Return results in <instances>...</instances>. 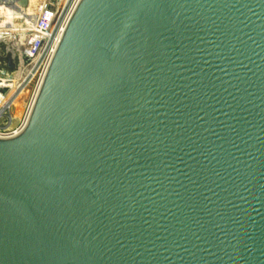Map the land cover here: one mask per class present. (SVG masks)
<instances>
[{"label": "water", "instance_id": "water-1", "mask_svg": "<svg viewBox=\"0 0 264 264\" xmlns=\"http://www.w3.org/2000/svg\"><path fill=\"white\" fill-rule=\"evenodd\" d=\"M0 264H264V0H81L0 139Z\"/></svg>", "mask_w": 264, "mask_h": 264}, {"label": "rangeland", "instance_id": "rangeland-1", "mask_svg": "<svg viewBox=\"0 0 264 264\" xmlns=\"http://www.w3.org/2000/svg\"><path fill=\"white\" fill-rule=\"evenodd\" d=\"M75 1L29 0L28 6L21 8L15 4V0H0V15L4 11H9L12 15L11 18L16 19L18 17L19 24L23 27L25 26V28L18 31L17 25L12 21L13 19H4L0 16V70H7L9 73H13L9 77L13 87L5 90L3 95L6 102L12 101L10 106H8L9 108L5 110L4 116L0 119V127L3 128L9 120L11 121V125L15 123L20 124L27 110L32 106L31 104L37 93L38 74L34 75L30 82L28 80L25 86H22V83L24 78H26L25 74L29 70L31 71L33 68H36L39 54L43 50L44 37L39 35L37 50L32 57H29L27 53H23V48H27L26 42L30 44L34 38V32L40 31V29H37V26L48 28V32H50L47 36L51 35V37H54V28L58 29L60 23L65 20V15L74 6ZM16 2L18 1L16 0ZM3 6H6L7 9L4 10ZM0 78L5 81L4 76L0 75Z\"/></svg>", "mask_w": 264, "mask_h": 264}, {"label": "built area", "instance_id": "built-area-1", "mask_svg": "<svg viewBox=\"0 0 264 264\" xmlns=\"http://www.w3.org/2000/svg\"><path fill=\"white\" fill-rule=\"evenodd\" d=\"M76 3L77 2L75 1L74 6H75ZM73 7L70 10V12L67 15H65L66 18H65V20L62 23H60V26L58 27V29L56 30V27L54 28V31H53L54 37H51V35H48L47 36V34L50 32V31L48 32V28H42V27H38L37 26V29H40V31L39 32H34V38L32 39L33 41L31 40V47L33 48L32 52H30L31 48H29V45H27V48H25V49L23 48V53H27L29 57H32L36 53L37 43L39 42V35L44 37L43 38V46H42L43 47V50L39 54V57H38V60H37V63H36V68H35L36 71L33 68L31 71L29 70V72L27 74H25V77L26 78H24L23 83H22V86H25L27 84L28 80L30 82L32 80V78L34 77V75H37L38 74V79H37V92L39 91V88H40V86H41V84L43 82V79H44V77L46 75V72L48 70V67L50 65V62H51L52 57L54 55L52 53L53 46H54L55 42L57 41V39L59 37V34L61 33V30H62L64 24H66V25L68 24V22H69V20H70V18L72 16V14H73L72 13ZM74 11H75V9H74ZM37 38H38V40H37ZM35 41H36V43H34ZM45 41H46V43L44 44ZM0 75L5 77L4 79L6 81V84H8V86H5L4 83H3L4 80H1V78H0V97H3L4 91L5 90H9L10 89L9 86L12 85L11 84L12 82H11V80H10L9 77H11L13 75V73H9L7 70L6 71H1L0 70ZM35 97H36V95H35ZM5 110L3 111V114L1 115L0 119L4 116ZM30 113H31V107H30V109L27 110L25 116L23 117L21 123L19 124L20 125L19 126L20 131H19L18 134H14L15 132L9 131L8 127H9V125L11 123L10 120L8 121V123L3 128L0 127V136H2L0 139H11V138H15L19 134H21V132L26 127L25 124H27L26 122L29 120ZM25 120H26V122H25L24 126H22V123Z\"/></svg>", "mask_w": 264, "mask_h": 264}, {"label": "bare ground", "instance_id": "bare-ground-1", "mask_svg": "<svg viewBox=\"0 0 264 264\" xmlns=\"http://www.w3.org/2000/svg\"><path fill=\"white\" fill-rule=\"evenodd\" d=\"M17 1H19V0H17ZM77 1V5H78V3L81 1V0H76ZM15 4L16 5H18V6H20V2H16V0H15ZM28 4H29V0H27V4H26V6H25V8L28 6ZM77 5L75 6V8L74 9H76V7H77ZM74 12V10L72 11V13ZM2 15H0L2 18H4V19H13V18H11L12 17V15H11V13L9 12V11H4V13H1ZM1 18V19H2ZM12 21H14V23L17 25V28H18V31L19 30H21L22 28H25V26L23 27L21 24H19V20H18V17L16 18V19H13ZM66 24L63 26V28H62V30H61V33L59 34V37H58V39H57V41L55 42V44H54V46H53V49H52V53L54 54L55 53V51H56V49H57V47H58V45H59V42H60V40H61V38H62V35H63V33H64V31H65V28H66ZM1 28V27H0ZM16 28V29H17ZM29 44V42H26V44L25 45H28ZM31 44V43H30ZM29 44V45H30ZM29 48H31V50H30V52H32V50H33V48L31 47V46H29ZM16 78H17V76H16ZM11 80V79H10ZM4 83V85L5 86H8V84H6V81H4L3 82ZM10 88H12L13 87V85H11V86H9ZM37 94H38V92H37ZM37 94H36V96H37ZM36 98V97H35ZM34 98V99H35ZM12 101V100H11ZM11 101H9V102H6L5 101V99H4V96L3 97H0V117H1V115L3 114V111L5 110V109H7L8 108V106L11 104ZM33 104H34V100H33V102H32V106H31V111H32V107H33ZM29 109H30V107H29ZM27 120V119H26ZM26 120L22 123V126H24V124H25V122H26ZM26 123H28V121L26 122ZM26 126H27V124H25ZM19 124H13V125H9V127H8V129H9V131H11V132H15L14 134H18L19 133V131H20V128H19ZM2 136H0V138H1Z\"/></svg>", "mask_w": 264, "mask_h": 264}]
</instances>
